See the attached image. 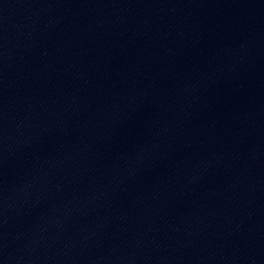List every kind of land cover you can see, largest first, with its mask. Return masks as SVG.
Segmentation results:
<instances>
[{
	"label": "water",
	"instance_id": "water-1",
	"mask_svg": "<svg viewBox=\"0 0 264 264\" xmlns=\"http://www.w3.org/2000/svg\"><path fill=\"white\" fill-rule=\"evenodd\" d=\"M0 264H264V0H0Z\"/></svg>",
	"mask_w": 264,
	"mask_h": 264
}]
</instances>
